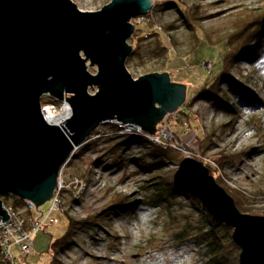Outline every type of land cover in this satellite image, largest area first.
Returning <instances> with one entry per match:
<instances>
[{
    "label": "rangeland",
    "instance_id": "374dc122",
    "mask_svg": "<svg viewBox=\"0 0 264 264\" xmlns=\"http://www.w3.org/2000/svg\"><path fill=\"white\" fill-rule=\"evenodd\" d=\"M72 1L82 11L95 12L113 0ZM152 1L151 11L143 19L133 20L135 27L137 24L133 37L137 35L129 44L138 45L139 52L129 56L127 69L135 79L167 72L173 83L186 85V100L179 112L169 117L166 130V142L179 148L172 147L179 157L167 161L160 175L174 176L180 163L192 157L208 167L223 188L235 193L232 195L245 213L264 216V29L258 47L237 58L234 53L246 26L249 24L250 33L258 26L254 20L264 22V0ZM230 34L237 38L231 48L223 40ZM159 41L166 50L160 49ZM229 56L236 62L228 71L237 79L236 90L243 101L229 90L225 97L232 108L227 113L210 100L187 103L200 85L222 76ZM89 70L96 73L97 67ZM220 87L228 88L226 82ZM48 100L43 97L42 102ZM165 126L164 119L157 123L156 134ZM102 127L104 133L74 156L65 169L68 179L85 180L81 195L77 189L67 192L63 210L52 214L58 223L40 230L23 258L19 246L13 245V257L22 264H51L54 255L48 249L55 251L51 244L65 235L68 214L79 225L73 241L56 254L55 264H202L191 240L181 242L175 236L185 230L191 236L200 227L208 228L207 210L182 194L170 199L169 205L147 203L152 189L144 186L150 185L152 174L138 169L135 160L127 162L126 157L150 151L148 144L131 143L125 149L119 145L111 150L125 138L114 135L107 125ZM117 155L123 158L120 168L113 165ZM151 161L148 158L147 162ZM119 196L134 204L133 213L117 209L114 203ZM12 202L10 198L5 204L12 206ZM51 205L48 201L41 209L47 212ZM99 216L105 221L96 220ZM3 262L0 254V264Z\"/></svg>",
    "mask_w": 264,
    "mask_h": 264
},
{
    "label": "water",
    "instance_id": "95a60500",
    "mask_svg": "<svg viewBox=\"0 0 264 264\" xmlns=\"http://www.w3.org/2000/svg\"><path fill=\"white\" fill-rule=\"evenodd\" d=\"M152 7V0H113L88 12L72 0H0V196L41 207L51 201L61 168L100 127L119 122L153 135L184 104L186 85L167 72L135 79L126 66L133 20ZM45 95L70 104L72 117L62 126L46 121ZM174 185L233 229L240 264H264V216L241 212L192 157L180 163ZM0 218H10L1 198Z\"/></svg>",
    "mask_w": 264,
    "mask_h": 264
},
{
    "label": "trees",
    "instance_id": "16d2710c",
    "mask_svg": "<svg viewBox=\"0 0 264 264\" xmlns=\"http://www.w3.org/2000/svg\"><path fill=\"white\" fill-rule=\"evenodd\" d=\"M253 22L254 24L258 25L256 30H252L249 33L248 32L249 24H248L245 30L243 31L244 32L243 36L238 35V36H241L240 41L242 40V42L240 43V46L236 48L234 52L236 54V58L237 56H242L244 54H247L248 52L250 53L251 51H249V49L251 50V48H254L253 46L255 45L257 46L256 44L257 42L259 43V37L261 36L262 29H264V25H263L264 22L260 23L257 21V19L254 20ZM136 27H137V24H136ZM157 34L158 33L155 32V35ZM136 35H134L133 38H135ZM137 38L140 40L142 37L137 36ZM236 39L237 38H235L233 34H230L223 38V40H226L230 48H231L232 42H234ZM159 44H160V49L166 50V47L163 46L160 41H159ZM133 50H134L133 55L135 53L137 54L139 52L138 45L133 46ZM234 62L236 61H234L233 58L229 56L226 59L227 66L225 68V72L222 73V76L220 78H216L213 81L200 85L198 90L193 92V94L190 96L187 103H193L194 101L199 100V99H206V100H210L211 103L217 109L222 110L227 113V112H230V108H232V106L229 103V100L225 97V95L227 96V92H229V90L233 94H235V96L238 98L240 102H242L243 98L241 95L238 94L236 90L239 88L237 79L235 78L233 74L229 73L228 71L229 65ZM223 82H226L228 86L227 88L228 91L220 87L221 83ZM107 126L111 127V130L112 132H114V135L117 136L120 134L121 135L120 138H125L123 142L114 144L110 148L111 150H116L117 147H119V145H122L125 149L131 143H138V144L147 143L148 144L146 148H150V151H147L146 153L138 157H133V156L129 158L126 157L127 162H129L130 160H135L136 163L138 164V169L144 170L145 172H150L152 174L150 185L144 186V189L146 190L152 189L150 196H149L150 201H148L147 203H150V205H160V204L169 205L170 199H174L176 196H178V194H182L184 196L189 197V199L195 205L201 206L200 205L201 202L198 199L190 195H185L182 193V191L176 188V186L174 185V176L166 178L160 175L167 161H171V160H174V158L179 157V154L177 153V151L173 150L172 146H170L169 143H166L165 145H158L156 143L151 142L149 139H147V137L143 133H139V132L125 133L124 128L120 126L113 125V124H107ZM99 132L104 133L103 127H100L96 131V133H99ZM92 143L95 144L96 142H92ZM90 144H91V141L86 143L82 147V151L87 149V147ZM148 158H151L152 161L147 162ZM122 164H123V158L120 157V155H117V159L114 160L113 165L115 167L120 168L122 167L121 166ZM135 173H138V171H136ZM227 191L234 198V196L232 195L234 192L232 190L231 191L227 190ZM0 198L3 200L4 205H6L5 202L8 199L12 198L13 202L11 203V205L14 208L21 207L26 203L25 201H21L17 197H12L11 195L0 196ZM118 198L119 199H117V201L114 203L118 210L128 213L129 215L134 212L135 210L134 204H131L127 200H123L120 196ZM236 205L240 209L241 212L243 213L246 212L245 211L246 209L240 206V204L237 201H236ZM6 206H10V205H6ZM67 216L69 220V225H68V229L65 235L51 244V247H53L54 250L56 249L55 251H52L51 248L48 249V251L54 255L53 261L51 262V264H55L56 254L62 251L65 245L72 242L73 237L76 234V228H77V225L79 224L77 221H75V219H73L68 214ZM95 218H97L96 220L99 219V220L105 221L103 216H99ZM206 221L208 224V228L200 227L191 236L187 234L188 232L187 230L182 231L176 234L175 240L181 241V242H184L186 240H191L193 246H195V248L197 249L199 253V258L202 264H240L241 250L232 239L233 229L221 222L215 221L209 213H206ZM45 228H47V226ZM57 244L60 245L59 251L57 250V247H58ZM23 257L24 256H22V258ZM3 264L5 263L3 262Z\"/></svg>",
    "mask_w": 264,
    "mask_h": 264
},
{
    "label": "built area",
    "instance_id": "2783aa9c",
    "mask_svg": "<svg viewBox=\"0 0 264 264\" xmlns=\"http://www.w3.org/2000/svg\"><path fill=\"white\" fill-rule=\"evenodd\" d=\"M143 18L144 17H141L140 20ZM44 97H48L50 99L44 103L42 102L41 105V111L45 118L49 115L60 116L62 114H67L68 116L65 120L66 122L72 117V108L69 103L66 101L54 102L49 95H45ZM177 112H179V110ZM174 114H176V112L168 113L165 116L164 120L166 126L164 127V131L159 129V133L155 136L145 135L147 139L158 145H165L167 143V120ZM111 124L124 128L125 133H143L140 130L129 129L125 124L119 122ZM99 134L100 132L92 135L88 139V142L92 141L94 138L100 137L101 135ZM172 147L176 150L179 149L174 145ZM67 165L68 163L64 165L59 172L57 186L51 199L52 205L47 212L43 211L41 207H38L31 201H27L21 209L5 205V208L10 215V218L7 221L0 218V254L2 255V259L5 264H22L19 259L13 257L10 248L13 245L19 246L21 257L25 256L32 248L34 236L46 226L58 223V220L53 217L52 214L54 211L63 210L62 208L65 204L67 192H76L77 189L78 194L80 193L81 195L83 190L82 184L85 180H81L79 177L75 179H68L70 175L65 171ZM75 198L77 199L80 197L75 195Z\"/></svg>",
    "mask_w": 264,
    "mask_h": 264
},
{
    "label": "bare ground",
    "instance_id": "6f19581e",
    "mask_svg": "<svg viewBox=\"0 0 264 264\" xmlns=\"http://www.w3.org/2000/svg\"><path fill=\"white\" fill-rule=\"evenodd\" d=\"M54 102H58V101H54ZM67 116H68L67 114H62L60 116L49 115L48 117H46V121L51 125L62 126V123L65 122V120L67 119ZM95 139L96 138H94L93 140ZM82 147L76 150L75 156L79 154V152L82 150Z\"/></svg>",
    "mask_w": 264,
    "mask_h": 264
}]
</instances>
